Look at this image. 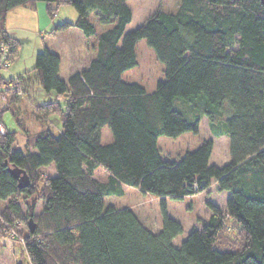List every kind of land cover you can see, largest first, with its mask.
<instances>
[{
	"label": "trees",
	"instance_id": "obj_1",
	"mask_svg": "<svg viewBox=\"0 0 264 264\" xmlns=\"http://www.w3.org/2000/svg\"><path fill=\"white\" fill-rule=\"evenodd\" d=\"M38 2L51 16L62 5L77 10L76 21L56 25L53 35L75 28L96 44L89 67L67 81L59 76L58 54L46 48L36 57L39 90L56 96L39 105L37 115L44 123L57 115L58 134L50 126L27 131L26 151L15 150L17 134L0 115V229L17 222L28 228L27 260L18 264H264L261 0H180L175 12L164 11L160 1L129 32L128 0H0V34L11 40L13 56L18 42L8 34L7 15ZM143 40L165 67V80L152 93L122 78L138 65L136 47ZM19 80L0 76V90L5 84L16 96ZM203 119L214 138L227 139L229 162L211 164L212 139L165 161L159 139L197 135ZM105 128L112 134L107 144ZM52 165L55 175L44 178L42 169ZM10 167L25 170L30 186L19 189ZM98 169L105 181L94 177ZM214 183L217 192L230 194L225 209L207 201L208 219H199L201 226L177 247L184 229L168 214L169 200L208 192ZM125 187L160 200L158 231L132 209L106 205V198L123 197Z\"/></svg>",
	"mask_w": 264,
	"mask_h": 264
},
{
	"label": "rangeland",
	"instance_id": "obj_2",
	"mask_svg": "<svg viewBox=\"0 0 264 264\" xmlns=\"http://www.w3.org/2000/svg\"><path fill=\"white\" fill-rule=\"evenodd\" d=\"M160 1L163 4L164 11L167 12L177 11L180 4V0H128L133 19L127 26L126 32L139 27L158 9ZM77 16V10L71 5L60 6L54 16H51L47 11V4L44 2H38L34 7L16 8L7 15L6 26L8 32H11L10 35L18 42L16 44L17 55L15 53L13 56L10 47L8 59L0 71V76L6 81L20 78L17 85L20 91L14 96L10 94V88H7L5 84L2 86L0 90V115L7 130L17 134L16 143L13 147L15 150L26 151L25 136L27 131L36 133L42 130L43 126H50V130L58 134L57 131L61 128L57 115L49 117L50 123H44L40 119L41 117L38 116L37 107L51 102L50 98L56 100V96L55 94H47L42 89L39 90L38 81L35 79L37 74L34 71L37 55L46 48L60 49L61 51L58 50V53L62 54L65 66L71 62V67L73 65L76 67L75 71L83 70L84 66H87L88 58L86 56H90V59L95 56V54H90L91 49L92 51L95 49V38L86 40L82 38L80 42L79 37L74 33H55L54 35L51 33L56 25L62 24L64 21L73 22L77 19ZM104 29L105 27L98 26L99 32ZM86 48L88 53L86 51L82 52ZM73 52L75 53L73 54ZM136 52L138 65L125 72L122 78L124 81L139 84L147 92L152 93L156 90L157 84L165 80L164 64L156 58L154 51L147 45L145 40L137 44ZM81 54H86V56L84 57ZM13 96L15 99L11 101L10 98H13ZM207 139H212L214 142L211 164L219 167L225 166L229 162L228 141L225 137L214 138L206 119L202 120L199 134L195 135L189 132L178 138L161 137L158 145L165 161H175L186 151H193L198 148L201 142ZM111 141L112 134L108 128H105L103 130V143L107 144ZM42 172L44 178L55 175L53 166L42 169ZM94 177L99 181L107 179V175L102 169H98ZM229 197L228 192H217L214 183L208 192L190 196L181 201L169 200L167 205L168 214L177 219L184 229L183 234L176 238L175 245L179 247L195 226H201L198 223L199 219H208L210 211L207 207V201L220 209H225ZM105 203L107 206H114L118 209H132L139 216L140 221L149 229L155 232L160 229L162 221L160 200L155 197L144 195L137 189L125 187L123 197H109L105 199ZM35 205V214L39 215L42 204L38 202ZM2 208L3 204L0 203V212H2ZM22 209L26 212L27 206L23 204ZM3 225L4 228L0 229L4 233V235H0V264H18L26 261L27 257L23 255L22 249L24 248L28 228L21 222L13 225Z\"/></svg>",
	"mask_w": 264,
	"mask_h": 264
},
{
	"label": "crops",
	"instance_id": "obj_3",
	"mask_svg": "<svg viewBox=\"0 0 264 264\" xmlns=\"http://www.w3.org/2000/svg\"><path fill=\"white\" fill-rule=\"evenodd\" d=\"M77 18H78V16H77ZM76 21V20H75ZM75 21H73V22H75ZM64 22H70V21H64ZM72 22V23H73ZM6 29H7V31H8V28H7V26H6ZM64 33H74L76 36H78L79 37V40H80V42H81V40H82V38H84L85 40H86V38L83 36V34L81 33V31H79L78 29H75V28H71V29H69V30H67V31H64V32H62V33H59V34H64ZM8 34L10 35L11 34V32H8ZM11 36V35H10ZM72 36V35H71ZM12 37V36H11ZM67 48H68V46H66ZM49 50L51 51V52H53V53H56V54H58L60 57H61V67H60V73H59V76H60V78L62 79V80H64V81H67L70 77H72L73 75H75V74H77V73H80V71L82 72V71H84V70H86L88 67H89V63H90V56L88 57V56H86V54H81V55H83L84 57L86 56V58H88V62H87V66H84L85 68L83 69V70H80V71H75L74 69L76 68L75 67V65H73V67H71L72 65H71V62H70V64H67L66 66H65V63H64V59H62L63 57H62V54L61 53H58V50H59V52L61 51L60 49H56V48H53V49H50L49 48ZM84 51H86L87 53H88V50H87V48L85 49V50H83L82 52H84ZM75 52H73V54H74ZM90 54L92 55V54H95V51H94V49H93V51H92V49H91V52H90ZM70 61V60H69ZM70 67V69H68L69 67ZM69 71H68V70ZM53 166V165H52ZM54 167V166H53ZM54 172H55V168H54Z\"/></svg>",
	"mask_w": 264,
	"mask_h": 264
},
{
	"label": "water",
	"instance_id": "obj_4",
	"mask_svg": "<svg viewBox=\"0 0 264 264\" xmlns=\"http://www.w3.org/2000/svg\"><path fill=\"white\" fill-rule=\"evenodd\" d=\"M261 2L264 4V0H261ZM9 171L11 175L17 180L19 189H25L30 186L31 178L25 170L18 169L15 167H10ZM31 226H32V230H34L33 223H31Z\"/></svg>",
	"mask_w": 264,
	"mask_h": 264
},
{
	"label": "built area",
	"instance_id": "obj_5",
	"mask_svg": "<svg viewBox=\"0 0 264 264\" xmlns=\"http://www.w3.org/2000/svg\"><path fill=\"white\" fill-rule=\"evenodd\" d=\"M11 40L8 39V41L1 37L0 34V71L3 69V65L8 59V53H9V48L11 47ZM4 127L3 125L0 124V134H4Z\"/></svg>",
	"mask_w": 264,
	"mask_h": 264
}]
</instances>
